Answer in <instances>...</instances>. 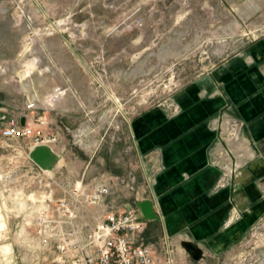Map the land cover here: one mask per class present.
I'll use <instances>...</instances> for the list:
<instances>
[{
    "label": "rangeland",
    "instance_id": "obj_1",
    "mask_svg": "<svg viewBox=\"0 0 264 264\" xmlns=\"http://www.w3.org/2000/svg\"><path fill=\"white\" fill-rule=\"evenodd\" d=\"M263 35L264 0H0V264H59L30 224L40 185L31 139L2 137L12 120L26 114L36 133L57 136L62 180L89 164L86 182L130 184L121 199L132 205L156 196L152 177L166 167L151 155L148 169L133 122L180 115L182 93L192 98L194 84ZM206 124L217 177L205 193L222 199L223 246L185 240L201 251L182 245L189 257L173 264H264V137L248 143L246 123L224 112Z\"/></svg>",
    "mask_w": 264,
    "mask_h": 264
},
{
    "label": "crops",
    "instance_id": "obj_2",
    "mask_svg": "<svg viewBox=\"0 0 264 264\" xmlns=\"http://www.w3.org/2000/svg\"><path fill=\"white\" fill-rule=\"evenodd\" d=\"M189 92L192 98L188 92L182 93L184 112L180 115L168 118L160 110L133 122V134L139 138L148 169L153 165L149 160L151 155L158 159L155 166H166L152 177L157 197L136 196L132 205L116 199L122 208L135 206L140 200H152L160 220H148L143 232L145 241L151 243L161 257L167 256L168 244L177 261L189 257L182 246L185 240L197 241L202 247L207 242L210 248L205 249L211 252L223 246V242L220 245L216 239L225 215L224 210H217L222 199L205 193L217 177V168L209 165L207 151L216 133L206 121L211 115L224 112L246 123L243 137L248 143L264 137V35L239 56L217 64ZM158 123L159 130L148 132L152 124ZM156 146L162 148L151 150ZM75 164L78 165V159ZM185 173L191 176L186 178ZM2 227L4 221L0 214V229Z\"/></svg>",
    "mask_w": 264,
    "mask_h": 264
},
{
    "label": "built area",
    "instance_id": "obj_3",
    "mask_svg": "<svg viewBox=\"0 0 264 264\" xmlns=\"http://www.w3.org/2000/svg\"><path fill=\"white\" fill-rule=\"evenodd\" d=\"M39 123H47V120L39 118ZM2 137L6 140L30 138V150L58 143L57 136L36 133L26 114L12 120L2 130ZM62 153L59 150L51 175L29 156L40 185L37 200H32L38 202L39 207L30 224L39 238L53 242L55 261L59 264H173L168 244L164 260L154 246L145 241L143 232L148 219L140 208L137 205L122 208L116 202L121 193L132 186H124L121 191L114 180L86 182L87 166L81 177L74 172L67 180H62L59 165ZM56 187L61 189L59 193Z\"/></svg>",
    "mask_w": 264,
    "mask_h": 264
},
{
    "label": "water",
    "instance_id": "obj_4",
    "mask_svg": "<svg viewBox=\"0 0 264 264\" xmlns=\"http://www.w3.org/2000/svg\"><path fill=\"white\" fill-rule=\"evenodd\" d=\"M21 121L22 124H24L25 118L23 117ZM29 156L42 169H53L58 160L57 155L48 145H39L32 148L29 152ZM136 205L142 211L144 218L148 220L160 219V216L155 212L152 200H140L137 201ZM182 245L190 255L197 256L201 251L193 242L184 241L182 242Z\"/></svg>",
    "mask_w": 264,
    "mask_h": 264
},
{
    "label": "bare ground",
    "instance_id": "obj_5",
    "mask_svg": "<svg viewBox=\"0 0 264 264\" xmlns=\"http://www.w3.org/2000/svg\"><path fill=\"white\" fill-rule=\"evenodd\" d=\"M48 146L55 152V154L57 155V158H58V152H59L58 145L57 144H48ZM54 167H55V165H54ZM54 167H53V169H54ZM53 169H45V171L47 173H52ZM48 170H51V171L49 172ZM32 196H33V194H32Z\"/></svg>",
    "mask_w": 264,
    "mask_h": 264
}]
</instances>
